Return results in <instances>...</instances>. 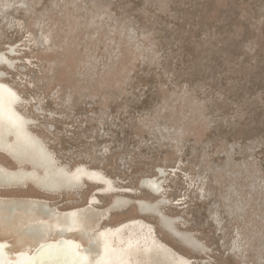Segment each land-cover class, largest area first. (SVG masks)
<instances>
[{"label": "rangeland", "instance_id": "obj_1", "mask_svg": "<svg viewBox=\"0 0 264 264\" xmlns=\"http://www.w3.org/2000/svg\"><path fill=\"white\" fill-rule=\"evenodd\" d=\"M8 45L6 81L32 102L58 160L118 184L100 210L121 194L156 203L109 225L143 217L195 264H264V0H0V51ZM144 177L166 185L163 198ZM32 188L20 195L61 208L95 192ZM10 231L0 226V238L17 249Z\"/></svg>", "mask_w": 264, "mask_h": 264}, {"label": "bare ground", "instance_id": "obj_2", "mask_svg": "<svg viewBox=\"0 0 264 264\" xmlns=\"http://www.w3.org/2000/svg\"><path fill=\"white\" fill-rule=\"evenodd\" d=\"M14 48L8 45L0 51V226L17 234L21 243L12 249L10 240L0 238V264H195L194 257L162 240L154 225L143 217L115 225L107 223L114 213L125 211L133 204L140 216L155 213L158 208L154 202L121 194L106 211L100 210L99 195L117 194L118 184L86 164L70 167L58 160L49 140L39 134L38 130L44 127L31 113L32 102L21 97L17 84L6 81L2 68L10 72L16 69L12 51L9 52ZM1 157L16 166L7 164ZM144 181L147 185L142 188L164 197L166 185L160 179L144 177L140 184ZM88 184L95 186V192L88 195L87 203L82 206L61 208L47 196L20 195L32 187L50 196H60L58 190L79 194ZM122 189L134 193L132 188ZM162 215L164 227L174 229L173 220ZM175 236L192 247H200L188 233L175 230Z\"/></svg>", "mask_w": 264, "mask_h": 264}, {"label": "water", "instance_id": "obj_3", "mask_svg": "<svg viewBox=\"0 0 264 264\" xmlns=\"http://www.w3.org/2000/svg\"><path fill=\"white\" fill-rule=\"evenodd\" d=\"M140 185L143 186V185H147V184H146L145 181H144V182H141ZM40 192L43 193L42 191H40ZM58 192H59L60 194H64V192H62V190H58ZM50 201L54 202V200H50ZM63 204H64V203L61 202V203H58L57 205H58V206H61V205H63Z\"/></svg>", "mask_w": 264, "mask_h": 264}]
</instances>
